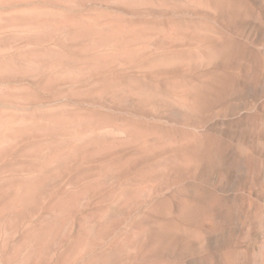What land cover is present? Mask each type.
<instances>
[{
  "label": "rangeland",
  "instance_id": "obj_1",
  "mask_svg": "<svg viewBox=\"0 0 264 264\" xmlns=\"http://www.w3.org/2000/svg\"><path fill=\"white\" fill-rule=\"evenodd\" d=\"M0 264H264V0H0Z\"/></svg>",
  "mask_w": 264,
  "mask_h": 264
}]
</instances>
